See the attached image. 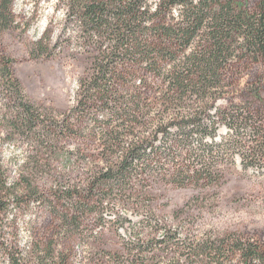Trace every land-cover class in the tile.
Here are the masks:
<instances>
[{
	"label": "rangeland",
	"instance_id": "rangeland-1",
	"mask_svg": "<svg viewBox=\"0 0 264 264\" xmlns=\"http://www.w3.org/2000/svg\"><path fill=\"white\" fill-rule=\"evenodd\" d=\"M84 1L12 0L15 20L0 28V62L12 61L28 100L59 120L71 114L96 57L112 45L80 16ZM232 48L201 101L206 123L215 115V133L192 135L191 147L104 191L93 189V175L119 157L103 155L94 121L73 116L80 134L37 135L46 121L26 129L0 83V192L5 181L12 195H23L11 196L0 213V264H240L239 255L226 252L218 261L204 250L232 234L264 249V60ZM136 84L119 88L134 91ZM27 185L36 194L25 195Z\"/></svg>",
	"mask_w": 264,
	"mask_h": 264
},
{
	"label": "trees",
	"instance_id": "trees-1",
	"mask_svg": "<svg viewBox=\"0 0 264 264\" xmlns=\"http://www.w3.org/2000/svg\"><path fill=\"white\" fill-rule=\"evenodd\" d=\"M255 3L252 8L251 0H158L152 8L148 0L84 1L80 16L97 35L109 36L112 45L96 57L92 74L82 82V97L62 120L43 114L28 100L10 60L0 62V83L23 115L26 129L46 121V132L37 135L80 134L73 116L94 121L93 134L102 139L103 155L110 158L116 152L119 157L93 175V189L104 191L126 182L139 167L156 166L165 161L164 155L191 147L187 140L192 135L215 133V115L206 123L201 101L211 94L232 47L236 44L250 58L264 60V0ZM11 9L12 0H0V28L14 22ZM130 81H137L134 91L119 88ZM256 94L261 98L258 90ZM172 137L177 146L167 145ZM1 190L0 213L11 196L23 199L12 195L5 181ZM31 193L36 191L27 185L25 195ZM204 246L218 261L228 252L239 255L240 264L264 262V249L251 238L232 234L221 244ZM13 264L19 260L14 258Z\"/></svg>",
	"mask_w": 264,
	"mask_h": 264
}]
</instances>
